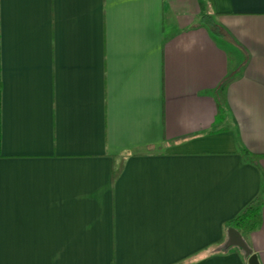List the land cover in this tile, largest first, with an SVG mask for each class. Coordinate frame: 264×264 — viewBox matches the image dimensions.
Listing matches in <instances>:
<instances>
[{"label":"crops","instance_id":"crops-1","mask_svg":"<svg viewBox=\"0 0 264 264\" xmlns=\"http://www.w3.org/2000/svg\"><path fill=\"white\" fill-rule=\"evenodd\" d=\"M251 203L264 264V0H0V264H248Z\"/></svg>","mask_w":264,"mask_h":264},{"label":"trees","instance_id":"trees-1","mask_svg":"<svg viewBox=\"0 0 264 264\" xmlns=\"http://www.w3.org/2000/svg\"><path fill=\"white\" fill-rule=\"evenodd\" d=\"M117 173V171H116ZM260 223L259 208L255 203L247 205L240 213L226 223L228 228H234L239 232H247L256 229Z\"/></svg>","mask_w":264,"mask_h":264},{"label":"water","instance_id":"water-1","mask_svg":"<svg viewBox=\"0 0 264 264\" xmlns=\"http://www.w3.org/2000/svg\"><path fill=\"white\" fill-rule=\"evenodd\" d=\"M227 235H228L227 243L229 245H236L241 249H243L246 256H248V264H259L256 255L251 253V250L247 247L246 243L241 238V235L238 230L230 227L227 230Z\"/></svg>","mask_w":264,"mask_h":264}]
</instances>
